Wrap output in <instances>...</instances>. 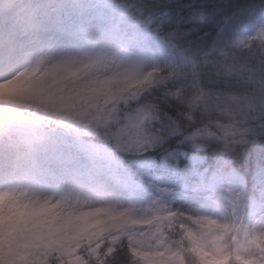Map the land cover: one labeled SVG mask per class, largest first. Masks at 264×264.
<instances>
[{"label":"trees","instance_id":"obj_1","mask_svg":"<svg viewBox=\"0 0 264 264\" xmlns=\"http://www.w3.org/2000/svg\"><path fill=\"white\" fill-rule=\"evenodd\" d=\"M109 2L115 12V20L110 29L115 30L118 26L123 37L127 39L137 36L142 39V44L157 36L159 24L168 19V6L175 0H151L158 9L149 6L150 0ZM89 3L96 5L89 14V17H94L100 5L95 4V0H90ZM107 7H101V11H105ZM215 11L221 13L219 31H224L223 24H229L230 42L240 36L244 26L256 25L262 21L264 0H231L230 6ZM118 13L123 14L122 20ZM207 17L209 13L200 10L189 18V22L199 25L204 23ZM104 18L96 19L103 24L101 19ZM179 22L178 19L177 24ZM153 24L156 25L155 28L152 27ZM260 37L264 38V35ZM246 40L247 38L241 43H234L237 47H243ZM204 55L207 56L208 53L205 52ZM121 82L125 86L120 90L108 117L94 118L96 122L88 138L80 136V128L70 131V137L75 145L86 152L97 170L117 181L131 200L141 206L140 212L113 218L76 237L90 242L107 231H114L121 223L129 227L154 222L157 225L167 218L172 220L175 213L166 214L169 210L184 212L195 217L189 218L190 223L181 224L168 233V242L163 243L180 255L182 264L186 243L189 245L187 250L197 255L201 264H264V230H259L264 228V220L260 219L264 210L250 217L246 226L248 238L261 249V255L256 258L232 254L229 249H225L221 259L216 260L197 239V229L219 235L233 233L237 228L235 219L240 215L238 210L247 216L249 211L256 207L259 199L264 197L261 193L264 188V119H261V105L258 103L259 98L264 96V81L258 75L255 78L256 94L249 98L248 106L256 107V113L244 125L249 131L243 142H225L208 136L205 129L213 121L207 118L208 113L205 111H201L198 119L196 106L189 105L187 101H182L183 106L177 108L175 115L165 112L161 119L155 97L151 94L141 95L146 79H135L126 74ZM139 112L146 114L145 124L127 133L126 120L135 117ZM117 139L128 143L127 152L116 149ZM154 153L159 154V167ZM141 166L146 172L140 179L138 170ZM173 175L181 180L182 188L171 192L161 190L166 186V177ZM210 181H220L223 185L228 181L236 183L234 208L212 206L200 201L197 189L200 184L204 186ZM250 232L255 233L254 237L249 235ZM119 236L120 233H117L114 237ZM57 241L63 248L68 239ZM9 251L10 242L0 245V264H8L9 259L19 264L13 255L12 258L8 257ZM111 251L112 249H109V252ZM47 262L49 256L46 252L37 250L29 255L27 264ZM119 264H136V260L126 252H121Z\"/></svg>","mask_w":264,"mask_h":264},{"label":"rangeland","instance_id":"obj_2","mask_svg":"<svg viewBox=\"0 0 264 264\" xmlns=\"http://www.w3.org/2000/svg\"><path fill=\"white\" fill-rule=\"evenodd\" d=\"M96 1L101 6L106 4V0ZM52 2L55 15L46 25V43L38 48L32 72L38 75L37 92L43 94L44 102L58 105L54 114L60 118L59 123L58 126L49 127L46 145L28 169L20 174L0 173V188L9 187L0 189V243L14 238L13 248L21 264L26 263L28 253L39 248L68 257V264H83L79 256L72 255L75 250L70 245L77 240L73 239L60 250L58 237L78 234L79 231L72 232L73 226H78L81 231L92 230L116 216L129 214L133 210L138 213L141 207L134 204L114 180L95 170L84 152L68 138L70 130L66 131L67 125L75 128L82 122L81 134L89 136L92 116L107 117L122 88L117 78L126 72L140 71L146 67L135 59L140 43L136 37L125 41L118 35L119 31L109 29L108 23L114 20L111 9L105 13L101 10L96 12V15L109 16L104 21L107 24L101 25L88 19L85 0ZM119 18L123 19V14L119 13ZM260 23L247 28L254 30ZM246 34L249 33L244 30L240 36ZM258 35H264V31ZM246 38L239 39V43ZM53 56L52 62L46 64ZM113 84L119 86L112 87ZM49 89L54 90L49 92ZM73 101L82 106L77 107ZM146 120L144 114L129 118L125 123L127 133L137 130ZM121 141L116 140L117 150L126 151L128 143ZM138 172L141 179L146 170L141 167ZM180 181L175 175L166 177V186L161 190L171 192L182 188ZM226 183L210 181L204 186L200 184L197 189L200 201L212 206L234 208L236 183ZM22 185L26 188H21ZM261 193L264 196V188ZM95 197L101 201L97 203ZM69 202L74 203L72 207L65 206ZM78 202L95 204L91 207L94 209L104 205L107 208L99 213L84 212L81 209L89 207L77 206ZM260 210H264V197L259 199L247 216L238 210L237 228L233 233L225 234L231 236L232 247L228 249L232 254L245 256L243 253L250 246H256L248 238L246 226L250 217ZM166 221L171 219L157 224L153 233L154 243L163 245L164 252L149 255L135 250L143 264H182L180 255L163 244L168 242V234L162 231ZM212 234L214 241L222 240L225 236ZM112 239L118 240L119 237ZM209 253L216 260L222 257V253Z\"/></svg>","mask_w":264,"mask_h":264},{"label":"snow or ice","instance_id":"obj_3","mask_svg":"<svg viewBox=\"0 0 264 264\" xmlns=\"http://www.w3.org/2000/svg\"><path fill=\"white\" fill-rule=\"evenodd\" d=\"M230 5L231 0H175L168 6V19L159 24L157 36L147 39L136 50L135 59L146 67L130 75L146 79L141 95L155 97L161 119L165 112L175 115L177 108L183 106L182 101H187L196 106L198 119L201 111H205L207 118L213 121L205 129L208 136L225 142H243L249 131L244 125L256 113V107L248 106L249 98L256 94L255 78L258 75L264 81V38L258 35L264 31V19L254 30L244 26L249 34L229 42V24H223L224 31H219L221 13L215 10ZM149 6L158 9L151 0ZM200 10L209 13L204 23L189 22ZM169 33L174 35L169 36ZM244 37H247L245 46L237 47L234 41ZM260 110L261 119H264V105ZM153 155L159 167V154ZM94 210L91 207L81 209L84 212ZM168 213L175 215L165 222L162 229L165 234L181 224L190 223L189 218L195 217L184 212L169 210ZM260 219L264 220V215ZM155 228V222L131 227L121 223L114 231H107L90 242L73 241L70 245L75 250L72 255L79 256L83 264H119L120 253L126 252L135 258L136 264H143L135 250L149 255L164 252L163 245L154 243ZM117 233H120L119 239H112ZM249 235L254 237L255 233ZM243 255L256 258L261 255V249L250 246ZM48 264H68V257L53 251Z\"/></svg>","mask_w":264,"mask_h":264},{"label":"clouds","instance_id":"obj_4","mask_svg":"<svg viewBox=\"0 0 264 264\" xmlns=\"http://www.w3.org/2000/svg\"><path fill=\"white\" fill-rule=\"evenodd\" d=\"M53 5L52 0H0V173L20 174L28 169L43 151L49 127L60 119L54 114L58 105L44 102L43 94L37 92L38 75L32 72L38 48L46 43V25L55 15ZM73 103L82 106L76 101ZM258 103L264 105V96ZM73 204L69 202L65 206ZM80 205L95 204L78 202L77 206ZM197 233L200 245L213 254L232 247L230 235L214 241L213 234L206 230L197 229ZM188 247L186 243L184 264H201L200 258L188 251Z\"/></svg>","mask_w":264,"mask_h":264},{"label":"bare ground","instance_id":"obj_5","mask_svg":"<svg viewBox=\"0 0 264 264\" xmlns=\"http://www.w3.org/2000/svg\"><path fill=\"white\" fill-rule=\"evenodd\" d=\"M95 200H96L97 203H99L101 201L100 198H96V197H95ZM105 203H106V201H105ZM105 208H107L106 205L100 206V207H98L97 209L94 210V213H99L100 211H103V209H105Z\"/></svg>","mask_w":264,"mask_h":264}]
</instances>
